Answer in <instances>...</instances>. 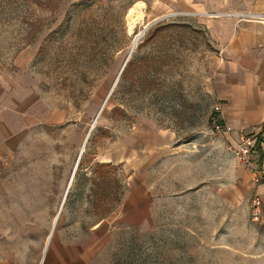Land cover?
<instances>
[{
  "label": "rangeland",
  "instance_id": "1",
  "mask_svg": "<svg viewBox=\"0 0 264 264\" xmlns=\"http://www.w3.org/2000/svg\"><path fill=\"white\" fill-rule=\"evenodd\" d=\"M211 1L0 0V248L30 224L11 264H264L224 192L244 165L211 127ZM143 126L166 151L120 157Z\"/></svg>",
  "mask_w": 264,
  "mask_h": 264
},
{
  "label": "crops",
  "instance_id": "2",
  "mask_svg": "<svg viewBox=\"0 0 264 264\" xmlns=\"http://www.w3.org/2000/svg\"><path fill=\"white\" fill-rule=\"evenodd\" d=\"M201 8L206 11L205 14L213 13L214 18L208 19V28L222 49L221 62L211 87L214 104L221 106L223 123L230 127L221 135L225 140L234 142L247 130L259 134L260 157L264 172V136L261 135L264 126V23L239 20L228 14L264 11V0H213L203 4ZM224 13L229 16H225ZM160 137L162 139L163 135L159 136L154 130L145 126L140 127L128 134L125 140H121L123 148L120 157L129 156L127 154H130L133 148L136 152H152L151 149L154 153L164 151L167 144L162 143L161 139L156 143L157 138ZM125 145L127 152L124 151ZM260 178L258 183L249 167H236L233 170L229 195L227 191L224 192L234 203H242L249 210L254 194L261 196L260 224L264 228V177ZM4 196L2 200H5ZM17 214L19 216L17 221L8 223L7 225L12 227L7 228L6 231L11 235L19 233L18 236L24 239L27 237L26 230L30 224L25 223L28 217H24L21 210H17ZM7 232L4 238L5 245L0 248V264L16 262L13 258L10 259L11 249L24 247L26 243H18L16 239L10 240Z\"/></svg>",
  "mask_w": 264,
  "mask_h": 264
},
{
  "label": "built area",
  "instance_id": "3",
  "mask_svg": "<svg viewBox=\"0 0 264 264\" xmlns=\"http://www.w3.org/2000/svg\"><path fill=\"white\" fill-rule=\"evenodd\" d=\"M238 19H245L248 21H255L264 23V12L257 13H232L229 14ZM211 127L214 132L222 134L224 131H228L230 127L225 126L222 118V110L220 104L214 106L213 112L210 117ZM262 136H264V126L262 129ZM259 134H256L253 130L245 131L239 135L238 140L230 143V149L236 155L239 164L249 167L256 178V181L260 183V177H264L262 169V160L260 157L261 145L258 141ZM252 218L255 221H261L262 219V198L258 194H254L251 202Z\"/></svg>",
  "mask_w": 264,
  "mask_h": 264
},
{
  "label": "bare ground",
  "instance_id": "4",
  "mask_svg": "<svg viewBox=\"0 0 264 264\" xmlns=\"http://www.w3.org/2000/svg\"><path fill=\"white\" fill-rule=\"evenodd\" d=\"M144 6L145 5L143 3H141V4L136 5L135 7L131 8L129 10L128 15H127V22H128V27L130 28V30L133 29L139 22H141L143 20V17H144ZM140 35H142V32H140L139 35L134 40V43L132 45V50L136 46L139 38L141 37ZM75 169H76V166H75Z\"/></svg>",
  "mask_w": 264,
  "mask_h": 264
},
{
  "label": "water",
  "instance_id": "5",
  "mask_svg": "<svg viewBox=\"0 0 264 264\" xmlns=\"http://www.w3.org/2000/svg\"><path fill=\"white\" fill-rule=\"evenodd\" d=\"M151 25V24H150ZM148 27H149V25H148ZM147 29V28H146ZM130 54H131V52H130ZM130 54H129V56H130ZM129 56H128V58L126 59V61L124 62V65H123V67H122V69H121V72L124 70V68H125V66H126V64H127V62H128V59H129ZM121 72H120V74H121ZM119 74V75H120ZM113 88V87H112ZM89 133H90V131H89ZM89 133H88V135H87V138H88V136H89ZM87 140V139H86ZM80 157H81V155H80ZM80 157H79V159H80ZM79 162V161H78ZM78 166V165H77ZM77 166H76V169H77ZM76 169L74 170V172H73V174H72V178H71V180L73 179V177H74V175H75V172H76Z\"/></svg>",
  "mask_w": 264,
  "mask_h": 264
}]
</instances>
